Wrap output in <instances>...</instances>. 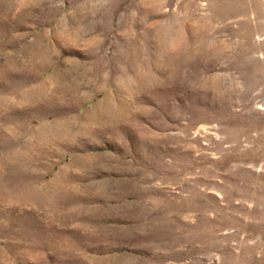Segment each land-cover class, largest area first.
Segmentation results:
<instances>
[{"label": "rangeland", "instance_id": "rangeland-1", "mask_svg": "<svg viewBox=\"0 0 264 264\" xmlns=\"http://www.w3.org/2000/svg\"><path fill=\"white\" fill-rule=\"evenodd\" d=\"M1 23L0 182L31 195L0 197V264H264V0H0ZM42 82L45 121L112 110L27 172L15 91Z\"/></svg>", "mask_w": 264, "mask_h": 264}, {"label": "bare ground", "instance_id": "bare-ground-1", "mask_svg": "<svg viewBox=\"0 0 264 264\" xmlns=\"http://www.w3.org/2000/svg\"><path fill=\"white\" fill-rule=\"evenodd\" d=\"M3 24L4 23H1L0 25ZM4 28H6V26H4ZM29 52L30 54H28L29 58L27 62L31 64L36 63L37 55L44 56V52H41L40 54V49H35L34 52L30 50ZM175 53L181 54L179 49H177ZM89 84L87 82V85L81 84L78 85V87L88 86ZM44 86L45 84L42 82L40 85L33 88L29 87L24 90H14L16 92V97L14 96L15 101L13 103V107H18L21 113H25L26 118L32 117L31 109L36 111L37 117L41 116L38 126L31 130H29L28 127L26 128V131L30 135V139L26 140L23 146L17 143L18 146L12 150V154H10V156L8 155V158L10 157L13 161H15V164L18 168H23L27 172H29L30 169L35 168L34 165L41 164L40 159L47 153V147H53L54 152L60 155L59 153L61 148H70L77 145L79 137L87 136L89 138H93V136L99 132L100 126L98 123L100 122L103 113L111 112L112 110L108 103H104L103 100H100L93 107L91 112L86 114V117L81 118V116H78L77 118L76 116H71L70 118H65L62 116L61 118L59 115H55L53 122L45 121L44 118L46 117V111L49 107H51L52 103L46 101L38 102L39 97L43 95L42 91H44ZM80 118L83 119L85 123H81L79 121ZM96 122L98 124L97 127H94V129L93 127H90ZM7 128H9V126ZM9 130H11L10 134H13V137L19 141L21 134V124L19 123V126H14L9 128ZM1 163L3 162H1L0 158V164ZM4 170H6V168H4ZM0 173L2 174V172ZM37 177V181L30 185V189L35 190L37 193L44 195V193L49 194L53 190H57V188L59 190L62 189V173L58 174L50 181L46 180V182L43 180L44 172H41ZM27 188H29V185H27V182L24 181L21 183L18 181L16 185L10 183L6 185L0 182V197L13 199L16 202H20L22 199H26V196L31 195V193L25 190Z\"/></svg>", "mask_w": 264, "mask_h": 264}]
</instances>
